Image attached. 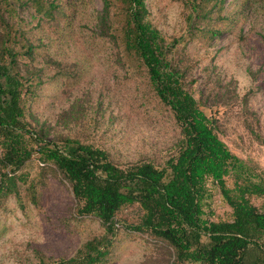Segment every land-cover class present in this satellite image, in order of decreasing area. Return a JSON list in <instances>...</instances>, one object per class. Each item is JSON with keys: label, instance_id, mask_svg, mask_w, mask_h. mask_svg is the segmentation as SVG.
I'll list each match as a JSON object with an SVG mask.
<instances>
[{"label": "rangeland", "instance_id": "374dc122", "mask_svg": "<svg viewBox=\"0 0 264 264\" xmlns=\"http://www.w3.org/2000/svg\"><path fill=\"white\" fill-rule=\"evenodd\" d=\"M73 1L78 11L74 16L71 11L72 29L58 39L57 28L33 17L29 8L6 13L21 66H41L42 57L50 55L51 74L61 71L62 65L81 73L42 84L39 98L27 102L28 119L38 130L44 127L51 139L70 136L93 142L121 164L150 160L163 166L179 126L152 89L146 67L113 41L111 33L123 21L121 1H114L113 29L107 37L100 36L106 26L98 22L103 0ZM147 1L151 18L165 37L180 40L176 56L186 69L187 86L206 113L218 120L221 138L236 155L264 172V0H247L243 6L245 0H224L222 14L228 19L220 23L223 33L213 38L205 33L213 24L200 20L189 25V0ZM5 30L0 23V36ZM20 30L40 46L34 59L26 53ZM2 172L0 166V187ZM21 172L19 195L12 192L0 204V264L69 259L86 241L105 233L96 217L79 214L70 183L53 163L43 164L35 153L17 174ZM227 183L233 187L234 177H227ZM207 187V215L231 219L232 208L219 187L210 180ZM139 211L130 205L118 213L106 264H191L177 263L169 246L127 227L137 222Z\"/></svg>", "mask_w": 264, "mask_h": 264}, {"label": "trees", "instance_id": "16d2710c", "mask_svg": "<svg viewBox=\"0 0 264 264\" xmlns=\"http://www.w3.org/2000/svg\"><path fill=\"white\" fill-rule=\"evenodd\" d=\"M114 1L103 0L98 22L106 28L100 36H109L113 29ZM120 1L123 21L111 33L113 41L146 67L152 89L172 110L179 126L172 153L163 166L150 160L121 164L93 142L70 136L51 139L44 127H33L27 102L39 98L42 84L81 73L60 61L61 71L51 74L50 55L42 57L41 66H21L6 13L29 8L33 17L57 28L58 39L71 31V11L76 15L78 6L73 0H0V23L6 26L0 36V204L12 192L19 195L17 181L24 173L17 172L38 153L43 164L53 163L70 183L79 214L96 217L105 230L69 259L40 264H106L120 221L117 215L130 205L140 211L137 222L127 227L169 246L177 263L264 264V172L236 155L221 138L218 120L206 113L187 86L186 69L176 56L180 40L165 37L151 18L148 1ZM188 5L189 25L203 20L214 25L205 29L210 38L223 33L220 23L228 19L222 14L224 0H189ZM19 32L26 53L34 59L40 46ZM229 176L234 177L233 187L227 183ZM209 180L232 208L231 219L213 220L207 215L204 200ZM254 197L261 198V204Z\"/></svg>", "mask_w": 264, "mask_h": 264}]
</instances>
